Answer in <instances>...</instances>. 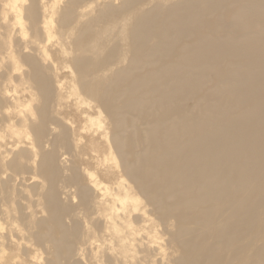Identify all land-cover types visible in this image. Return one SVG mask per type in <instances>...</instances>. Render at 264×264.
<instances>
[{
	"label": "bare ground",
	"instance_id": "6f19581e",
	"mask_svg": "<svg viewBox=\"0 0 264 264\" xmlns=\"http://www.w3.org/2000/svg\"><path fill=\"white\" fill-rule=\"evenodd\" d=\"M72 1L76 4L80 0ZM217 1L185 0L165 11L160 7L162 11L155 8L141 13L130 35L131 40L142 41L135 49L140 56L137 59L134 52L130 66L119 69L114 78L126 85L119 94L123 104H109L104 88L93 95L107 114L149 116L150 111H156L161 119L146 122L149 127L144 140L148 145H141V152L135 149L132 155L119 139L113 140L116 163L126 176L114 189L99 173L86 171L90 187L79 195L84 200L92 193L94 209L90 214L103 226L88 227L83 255L95 251V257L102 253L120 264H127L128 258L134 264H264V243L253 247L254 262L246 247L259 212L264 220V0H236L242 4L232 11L231 23L221 34L197 29V39L192 40L199 12L210 11ZM30 2V13L41 22L43 32L49 33L45 12L39 15V9L45 11L46 6L41 5L42 0ZM23 9L21 0H0L2 34L17 24L23 26ZM156 34L158 40L149 45L147 40ZM178 40L184 42L176 49ZM37 48L26 58L33 68L38 95L45 93L47 100L51 84L39 71L37 56L44 52ZM153 54L161 55V62L174 55L157 69L131 79L137 64L149 63ZM0 77L7 80L5 74ZM212 79L217 83L197 94L190 105L195 95L191 91ZM0 99H8L17 109L20 122L15 133H24L26 139L32 133L35 145H69L67 136L71 133L64 130L55 135L46 113L32 109L18 90L6 88L0 91ZM145 100L147 106L143 107ZM76 130L73 126L71 132ZM54 161V156H45L43 171L53 172ZM133 189L143 197V209L132 195ZM51 201L52 208L58 209L54 191ZM147 207L158 216L154 218ZM57 221L61 222L62 216ZM2 229L0 226V232ZM209 237L215 241L210 242ZM56 244L63 248L65 242ZM117 247L120 250L116 252Z\"/></svg>",
	"mask_w": 264,
	"mask_h": 264
},
{
	"label": "rangeland",
	"instance_id": "374dc122",
	"mask_svg": "<svg viewBox=\"0 0 264 264\" xmlns=\"http://www.w3.org/2000/svg\"><path fill=\"white\" fill-rule=\"evenodd\" d=\"M183 1L80 0L75 4L72 0H42L41 5H45L46 10L40 8L39 15L45 12L50 26L46 33L41 22L30 13V0H21L23 26L17 24L5 34L0 32V36L4 35L0 37V75L5 74L7 78L0 77V91H6V88L18 90L25 97L24 102H31L32 109L46 113L52 122L50 126L56 130L55 135H62L64 130L71 135L67 136L69 145H35L32 133L30 139H26L24 133L14 132L20 122L17 109L11 107L13 103L8 102L9 98L0 99V226L3 227L0 264H120L102 253L95 257V251L82 254L81 250L88 243V227L100 229L103 223L90 214L94 209L92 193L81 200L79 191L90 187L87 170L94 175L99 173L102 181L114 189L116 182L126 176L116 163L119 160L113 140L119 139L132 155L135 149L141 152V145H148L144 140V132L149 127L146 122L161 119V113L150 111L149 116L140 113L113 116L99 106L93 95L104 88L109 104L115 107L123 104L124 98L119 94L126 85L114 78L119 69L130 66L135 49L141 46L140 39H130L135 21L145 11L160 7L165 11ZM217 2L210 11L199 12L196 21L199 26L192 27V40L197 39V29L205 34L214 31L221 34L231 23L232 11L242 4L236 0ZM161 19L162 15L156 23ZM9 21L14 22L11 13ZM157 35L147 40L149 45L155 44ZM183 42L176 41V49ZM37 47L44 52L43 56H37L39 71L51 84L47 100L45 93L38 95L33 68L26 58L33 55L32 49ZM173 55L161 62V55L153 54L149 63L137 64L130 78L157 69ZM139 56L140 53H136L137 59ZM216 83L217 80L212 79L199 90L191 91L195 95L189 101L190 105L197 100V94L205 93ZM146 106L147 100L143 107ZM73 126L77 128L74 133L71 132ZM47 155L55 157L53 172L43 171L42 162ZM52 190L57 196L58 209L52 208ZM248 193L246 191V195ZM132 195L139 199L143 209V197L135 190ZM147 209L154 218L158 216ZM59 216H62L61 222L57 221ZM262 216L259 212L258 224L252 227L246 239L251 262L256 260L251 255L253 247L264 243V233L257 237L264 231ZM162 236L166 243L168 235ZM60 240L65 242L63 248L57 247L56 242ZM209 241L215 239L209 237ZM119 250L117 247L116 252ZM134 263L132 258L127 259V264Z\"/></svg>",
	"mask_w": 264,
	"mask_h": 264
}]
</instances>
